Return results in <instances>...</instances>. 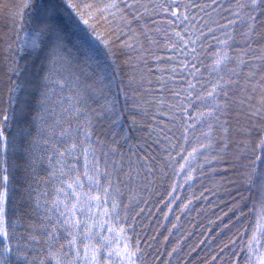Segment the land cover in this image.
Here are the masks:
<instances>
[{"label": "snow or ice", "instance_id": "1", "mask_svg": "<svg viewBox=\"0 0 264 264\" xmlns=\"http://www.w3.org/2000/svg\"><path fill=\"white\" fill-rule=\"evenodd\" d=\"M0 19V264H264V0Z\"/></svg>", "mask_w": 264, "mask_h": 264}, {"label": "trees", "instance_id": "2", "mask_svg": "<svg viewBox=\"0 0 264 264\" xmlns=\"http://www.w3.org/2000/svg\"><path fill=\"white\" fill-rule=\"evenodd\" d=\"M19 0H0V6L4 5V4H15L18 3ZM3 20L0 19V29H3ZM71 28V26L69 25V29ZM23 35V33L21 34ZM77 47H79V45L77 44L76 41V37L75 35L72 33L71 30H69L68 32V55L70 57H75L76 62L79 64V66L81 68H84L85 71H88V67L87 64L85 63L83 57H84V52H77ZM97 47V51L95 53L96 59L101 60V61H105L107 60L103 48L102 46L96 45ZM163 54V53H161ZM93 70L95 68V65L93 64L92 66ZM197 161H193V166H196ZM196 177H197V185H199L200 183H203L206 187H213L214 181L218 182L219 181V177L217 176H213L211 173L207 174L206 176H200L199 172L196 173ZM181 182H182V177L180 178ZM189 189L185 188V189H178V193L184 196H187ZM209 200L210 201H214L215 205H219V207H213V210L216 211L217 213H219L220 208L223 207V205L220 204V200L218 197H213L209 194ZM201 204H205L204 201H199L196 202V206L199 207ZM175 207V206H174ZM225 211L227 209H224ZM193 216H196V214L193 212L192 213ZM213 219H215V216L212 217ZM187 220V217L185 218ZM197 219L199 220V217H197ZM205 224L207 223L206 220L203 221ZM225 223H227V220L224 221ZM167 223V222H166ZM190 223V222H189Z\"/></svg>", "mask_w": 264, "mask_h": 264}]
</instances>
